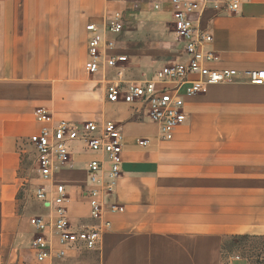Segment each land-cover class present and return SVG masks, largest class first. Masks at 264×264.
Segmentation results:
<instances>
[{
	"label": "crops",
	"instance_id": "0c3cea01",
	"mask_svg": "<svg viewBox=\"0 0 264 264\" xmlns=\"http://www.w3.org/2000/svg\"><path fill=\"white\" fill-rule=\"evenodd\" d=\"M40 4L0 3V87L22 88L14 99L7 91L0 99V264H37L34 226L13 208L19 185L15 139L26 136L36 158L29 137L42 127L31 115L39 107L56 121L113 120L121 126L124 147L121 173L112 193L104 196L120 210H105L98 220L90 217L86 193V166L95 154L83 148L86 155L78 156L72 151L81 142H70L69 165L55 176L70 195L71 225L81 232L104 220L110 226L96 248L88 249L80 240L67 246L62 257H55L62 247L50 236L52 257L46 264H219L230 238L264 235V84L243 78L186 97V120L165 140L145 115L108 101L106 89L111 83L124 87L150 78L172 61L162 51L165 46L170 53L173 29L154 34L153 41L143 40L140 47L131 41L125 22L118 34L100 29L102 51L111 41L107 53L125 55V60L90 74L85 70L89 22L67 20L60 12L59 22L50 23L49 1ZM136 12L144 23L139 31L158 30L159 23L171 20L170 12L146 6ZM190 17L211 34L206 45L216 56L211 68L264 70V0H242L238 12L220 4ZM72 49L77 64L66 58ZM141 140L148 142L144 146ZM44 206L36 204L28 215L46 216L50 208Z\"/></svg>",
	"mask_w": 264,
	"mask_h": 264
},
{
	"label": "built area",
	"instance_id": "2783aa9c",
	"mask_svg": "<svg viewBox=\"0 0 264 264\" xmlns=\"http://www.w3.org/2000/svg\"><path fill=\"white\" fill-rule=\"evenodd\" d=\"M242 0H155L154 11L170 12V23L175 34L170 55L178 56V61H170L154 71L150 78L129 83L122 87L120 83H111L106 89V99L110 102H123L135 111L145 115L156 123L159 133L165 140L172 139L175 129L185 122L186 97L206 93L211 86L233 82L240 79L254 85L264 84V70L238 71L234 68H211L209 63L216 60L214 52L206 45L212 40L211 34L195 24L190 13L196 11L201 15L206 8L219 9L220 4L225 10L238 12ZM123 16L113 13L104 30L118 34L124 26ZM89 34L87 39L88 62L85 70L90 74L103 72L125 60V55L108 54L113 43L107 42L101 49L98 37L99 27L89 22L85 25ZM35 119L42 124L38 132L29 137V143L35 150V164L38 175L45 180H52L57 172L66 168L70 161V142L82 140L84 147L95 156L86 166L87 196L89 214L93 219L102 218L103 212H115L120 207L114 203H105L101 194L111 192L114 181L121 173L123 152V131L120 124L113 120L97 122H70L54 120L45 108L34 110ZM147 140H141L142 145ZM52 191L48 199V191ZM35 197L51 210V219L42 217L33 219L36 236L33 247L36 250L38 264H44L52 257L50 236H55L62 247L55 252V257L65 255V248L82 240L88 249L96 248L102 234L109 228L106 220L97 225L74 230L66 210L67 192L63 184H55L52 188L39 185L35 189ZM239 259L238 256H234ZM228 264H232L228 262Z\"/></svg>",
	"mask_w": 264,
	"mask_h": 264
},
{
	"label": "rangeland",
	"instance_id": "374dc122",
	"mask_svg": "<svg viewBox=\"0 0 264 264\" xmlns=\"http://www.w3.org/2000/svg\"><path fill=\"white\" fill-rule=\"evenodd\" d=\"M4 1H12V0H0V3ZM18 1L21 2L26 0H18ZM39 1L40 0H33V6L41 7V4L39 5ZM46 1L47 2L49 1L48 9L50 11L49 13L50 23L59 22L58 13L61 12L63 14L65 13L64 16L67 18V20L71 19L72 21H78L79 17H81L82 18L81 20L84 24L93 21L99 27V30L102 29L101 30L102 32H107L103 28L106 21L112 17L113 13L119 12L123 16L124 19L123 21L127 23V30L131 32V41L133 43H136V46L138 47L141 46L143 40L153 41L154 34L160 35L162 31L166 34L168 32H171V30L173 29L170 22L169 23L165 22L167 26L164 23H159L157 28L158 30L154 31L153 29H149L147 31H142L141 29L139 31L138 28H144L143 25L144 23H141V21L138 20V14L136 11L139 9V7L142 8L143 6H146V10H154L152 6L155 0H46ZM44 7H47V5L44 4ZM44 13L46 14L45 9H44ZM37 19H41V14H39ZM124 28L125 27L123 26L122 31L124 30ZM51 32L53 33L54 31L51 30ZM97 35L99 38H101V35L99 33ZM169 40L167 39V41ZM172 40L174 41V36ZM172 40H171V44L173 45ZM163 48L164 51L162 52L165 53L166 56L167 55L169 56L170 53L167 52L166 47L163 46ZM153 50L154 49L149 48L148 53L150 52L152 54L154 52ZM56 57L57 56H55V60ZM66 58L71 63L77 64L79 60L77 50L72 49V54L67 56ZM172 61H178V56H173ZM87 79H90V77L87 76ZM5 81H8V79H5ZM128 84L129 83H127L125 86H127ZM4 91H7V93H9V96L13 95L12 97L14 99L17 93L22 91V88L17 87L15 85L0 87V99H2L1 98L3 96L2 92ZM17 102L20 103L19 101ZM31 115L32 118L34 119V109L32 110ZM85 121L86 120L80 122H85ZM80 142H81L80 145L78 144L74 146L72 152L77 154L78 156L80 154L86 155V153L83 151V148H85L84 142L82 140H80ZM14 147L18 152V158H17L18 166L16 172V179L19 185L16 193L17 198L14 201L13 209L15 210V213H18L20 215V217L25 216V218L27 219V223L33 229L34 218L42 217L45 220L51 219V210L49 211L48 209H46L45 212L46 216H39L35 214L28 215L32 213L29 212V210L32 209L33 211L36 204H41L44 206V203L35 197V189L39 185H46L47 187L50 186L52 188L53 185L58 184L57 181L58 179L56 178L57 176H55L52 180H45L38 175L34 154L31 147L27 143L26 136L19 135V138L15 139ZM110 193H112V191L104 192L101 194V197L103 196L104 198L105 194H110ZM47 194H48V199H51L52 191L49 190ZM68 195L69 192L67 193V196ZM69 196H68V200H69ZM104 199H105L104 200L105 203H109L107 202L106 198ZM66 210H67V206H66ZM85 227L83 228L81 227L82 230H84ZM28 246L31 249L32 239L30 240ZM23 249L25 250L24 246ZM24 256L26 257L28 256V254H24L23 257ZM234 256H238L239 259H235ZM47 262H51V260H47L44 264H46ZM228 262H231L232 264H264V235H248V236L244 235V236H237L234 238H230L229 240H227L226 248L224 252L221 253L220 255L219 264H228Z\"/></svg>",
	"mask_w": 264,
	"mask_h": 264
}]
</instances>
